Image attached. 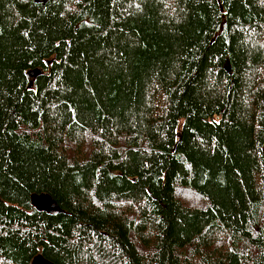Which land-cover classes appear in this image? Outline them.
Segmentation results:
<instances>
[{
  "label": "trees",
  "instance_id": "16d2710c",
  "mask_svg": "<svg viewBox=\"0 0 264 264\" xmlns=\"http://www.w3.org/2000/svg\"><path fill=\"white\" fill-rule=\"evenodd\" d=\"M40 254L264 264V0H0V264Z\"/></svg>",
  "mask_w": 264,
  "mask_h": 264
},
{
  "label": "water",
  "instance_id": "95a60500",
  "mask_svg": "<svg viewBox=\"0 0 264 264\" xmlns=\"http://www.w3.org/2000/svg\"><path fill=\"white\" fill-rule=\"evenodd\" d=\"M40 73H41L40 70L28 71L27 77L36 78L40 75ZM29 86H31V83ZM31 203L36 208L37 211L44 212L48 215L55 216L61 212L56 202L47 194L32 195ZM31 264H51V263L46 261L44 258H42L41 255H37L32 260Z\"/></svg>",
  "mask_w": 264,
  "mask_h": 264
},
{
  "label": "bare ground",
  "instance_id": "6f19581e",
  "mask_svg": "<svg viewBox=\"0 0 264 264\" xmlns=\"http://www.w3.org/2000/svg\"><path fill=\"white\" fill-rule=\"evenodd\" d=\"M27 79H28V77H27ZM175 150V149H174ZM41 255V254H40Z\"/></svg>",
  "mask_w": 264,
  "mask_h": 264
}]
</instances>
